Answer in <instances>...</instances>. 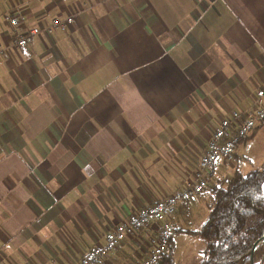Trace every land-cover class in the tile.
Wrapping results in <instances>:
<instances>
[{
    "label": "crops",
    "instance_id": "crops-1",
    "mask_svg": "<svg viewBox=\"0 0 264 264\" xmlns=\"http://www.w3.org/2000/svg\"><path fill=\"white\" fill-rule=\"evenodd\" d=\"M68 17L12 47L11 20L26 31ZM0 48V264H79L186 186L223 118L256 107L264 0H0ZM242 145L215 166L224 187L250 172ZM209 206L206 194L181 204L174 229ZM155 235L101 264H141Z\"/></svg>",
    "mask_w": 264,
    "mask_h": 264
},
{
    "label": "built area",
    "instance_id": "built-area-1",
    "mask_svg": "<svg viewBox=\"0 0 264 264\" xmlns=\"http://www.w3.org/2000/svg\"><path fill=\"white\" fill-rule=\"evenodd\" d=\"M73 22V17L56 18L42 30L32 28L22 30L18 20H11L14 27L12 47L16 49L28 47L41 33L52 34L57 29L65 30ZM7 49L0 48V60ZM264 124V88L257 93L256 107L247 112H233L223 118L219 128L210 138L206 153L202 156L193 178L186 186L158 200L149 207L141 208L132 213L128 220L118 225L108 233L103 245L90 250L79 264H101L114 251L123 246L128 238L142 230L153 227L156 235L151 241V249L147 258L141 264H158L170 244L172 237V218L176 215L181 204L188 202L210 188L223 187L216 181L215 166L223 159L233 163L237 150L247 139L254 135L257 129ZM257 264H264L259 261Z\"/></svg>",
    "mask_w": 264,
    "mask_h": 264
},
{
    "label": "trees",
    "instance_id": "trees-1",
    "mask_svg": "<svg viewBox=\"0 0 264 264\" xmlns=\"http://www.w3.org/2000/svg\"><path fill=\"white\" fill-rule=\"evenodd\" d=\"M205 194L210 206L201 228L174 229L206 245L200 264H251L252 257L255 263L264 261V243L253 253L255 243L264 235V165L247 174L237 169L227 186L210 188L201 195ZM196 198L184 205L191 208ZM175 247L172 231L169 247L158 264H184L176 258Z\"/></svg>",
    "mask_w": 264,
    "mask_h": 264
},
{
    "label": "rangeland",
    "instance_id": "rangeland-1",
    "mask_svg": "<svg viewBox=\"0 0 264 264\" xmlns=\"http://www.w3.org/2000/svg\"><path fill=\"white\" fill-rule=\"evenodd\" d=\"M242 146H241L242 147L241 156L244 159V170L243 171L248 172V171L261 169L262 166L264 165V125L261 126V129L258 132L257 137L254 140H251ZM245 155H248L250 160L246 158ZM195 223H196L195 225H191V224H188L187 222H181V228L200 229L202 224H199L198 226V219L195 221ZM177 228H179L178 225L177 227H175V230ZM172 231L174 233V239L176 240L175 241L176 242V247H175L176 248L175 250L176 258L182 261L184 264H198L199 263L198 260L201 257L203 258L204 252L206 250V245L194 236H190L184 233L180 234V233L174 232L173 224H172Z\"/></svg>",
    "mask_w": 264,
    "mask_h": 264
},
{
    "label": "water",
    "instance_id": "water-1",
    "mask_svg": "<svg viewBox=\"0 0 264 264\" xmlns=\"http://www.w3.org/2000/svg\"><path fill=\"white\" fill-rule=\"evenodd\" d=\"M264 243V235L257 240V242L254 245L253 253L257 250L259 246H261ZM251 264H256L254 261V258L252 257Z\"/></svg>",
    "mask_w": 264,
    "mask_h": 264
}]
</instances>
